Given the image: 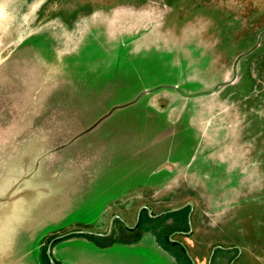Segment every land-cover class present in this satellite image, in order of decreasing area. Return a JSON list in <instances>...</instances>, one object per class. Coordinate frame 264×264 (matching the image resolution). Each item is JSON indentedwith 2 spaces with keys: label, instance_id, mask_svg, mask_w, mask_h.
Segmentation results:
<instances>
[{
  "label": "rangeland",
  "instance_id": "1",
  "mask_svg": "<svg viewBox=\"0 0 264 264\" xmlns=\"http://www.w3.org/2000/svg\"><path fill=\"white\" fill-rule=\"evenodd\" d=\"M22 164L68 213L53 234L107 235L56 264H192L168 238L264 264V0H0V173ZM143 205H192V231L129 227Z\"/></svg>",
  "mask_w": 264,
  "mask_h": 264
},
{
  "label": "water",
  "instance_id": "2",
  "mask_svg": "<svg viewBox=\"0 0 264 264\" xmlns=\"http://www.w3.org/2000/svg\"><path fill=\"white\" fill-rule=\"evenodd\" d=\"M17 171L13 170L12 174L8 176L6 173H0V213H39L45 206V204L51 198V186L48 188L47 185L45 189L39 190L38 185L32 186V182H36L37 179L35 176L27 171L30 169V165L22 164L19 167H15ZM25 172V173H24ZM21 173V175H19ZM44 186V187H45ZM53 186V185H52ZM43 187V188H44ZM48 195V196H47ZM47 196V197H43ZM47 199V202L44 200ZM43 200V201H42ZM48 205V204H47ZM46 205V206H47ZM177 210V209H174ZM171 210V211H174ZM1 216V214H0ZM191 213L189 214V223H190V231H192L191 226ZM13 229V228H12ZM9 226L6 228H0V264L3 263H10L11 259L10 256H13L17 250L12 249L11 246L5 247L7 243H9L11 236L13 234L12 230ZM88 231H72L65 233L56 237L64 238L68 235L75 234V233H86ZM98 234V233H95ZM98 235H106V234H98ZM48 245L47 248V255L50 259L52 264H56L54 258L52 257V244L54 240ZM222 246H217L213 248L209 264L212 261V256L216 248ZM3 262V263H2ZM194 262V260H193ZM234 261L231 262L233 264Z\"/></svg>",
  "mask_w": 264,
  "mask_h": 264
},
{
  "label": "crops",
  "instance_id": "3",
  "mask_svg": "<svg viewBox=\"0 0 264 264\" xmlns=\"http://www.w3.org/2000/svg\"><path fill=\"white\" fill-rule=\"evenodd\" d=\"M0 228L9 226L13 234L9 243L17 250L10 256L9 264H43L41 248L44 240L60 230V225L68 213H58L48 209L45 213H0ZM264 217V213H263ZM3 263V262H2ZM8 264V263H3Z\"/></svg>",
  "mask_w": 264,
  "mask_h": 264
},
{
  "label": "flooded vegetation",
  "instance_id": "4",
  "mask_svg": "<svg viewBox=\"0 0 264 264\" xmlns=\"http://www.w3.org/2000/svg\"><path fill=\"white\" fill-rule=\"evenodd\" d=\"M192 209H193L192 205H190V206L186 205L184 207L177 208V210H174L173 209L174 211L169 210V211H166V212L167 213L168 212H171V213H169V215H172V214L173 215H179V216H184L185 215V222L187 221L186 224H189V230H190L189 214L190 213L192 214ZM167 213L157 214V213H154L153 210L149 206L143 205V206L140 207V209L138 211L137 221H136L135 225L134 226H129V227H131V228H134V227H137V228L142 227V225L144 223L157 220V219L161 218L162 216L164 217ZM117 217H119L121 221L123 220L120 216L117 215ZM110 223H111V225H110V228H111V226L113 225V220ZM73 231H79V230H73ZM80 231H82V230H80ZM70 232H72V231H70ZM66 233H68V232H66ZM183 233H189V232H183ZM98 234H101V233H98ZM98 234H95V232L75 233V234L68 235V236H66L64 238H58V239H55L56 237L60 236L58 234H52V235L48 236L46 238L47 241L44 242V244L42 245V248H41L42 256H44L43 264H48L47 259L49 260V264H52L50 262V259H49L48 255H47V248H48V245L51 242V240L55 239L54 242H53V244H52V247H53L54 244L57 241H60V240H64V239L72 238V237H84V238L88 239L89 241H91L93 244L95 243L96 245L101 246L102 244L97 241V238L99 236L104 237V236H107V235H98ZM61 235H63V234H61ZM79 235H81V236H79ZM94 237H97V238L94 239ZM110 238H112V237H108L107 239H110ZM168 241H169V243L173 244L174 246H179V247H181V249H183V251H182V252H184L183 254L178 253V254H173L172 255L175 260H179V261H181V260L182 261L183 260L187 261L188 260L189 262H192V264H196L195 261L193 262L194 259L192 258V256L189 255V253L187 251V248H186V246L184 245V243L182 241L175 240V239H172V238H168ZM116 243L125 244V245L130 244L127 241H123L121 239L116 240L114 238V239H112V240L110 239L108 241V243L106 244V247L113 246ZM44 247H46V249ZM106 247H104V248H106ZM161 249H163L164 251H166V248H164V247H162ZM217 250H219V249L216 248V250L214 251V254L212 256V261L215 258V255H216ZM212 261H211L210 264L213 263Z\"/></svg>",
  "mask_w": 264,
  "mask_h": 264
},
{
  "label": "trees",
  "instance_id": "5",
  "mask_svg": "<svg viewBox=\"0 0 264 264\" xmlns=\"http://www.w3.org/2000/svg\"><path fill=\"white\" fill-rule=\"evenodd\" d=\"M97 238V237H94V239ZM99 244V243H98Z\"/></svg>",
  "mask_w": 264,
  "mask_h": 264
}]
</instances>
